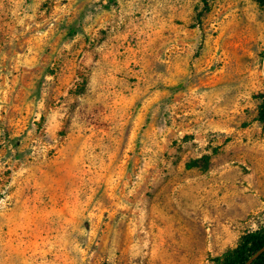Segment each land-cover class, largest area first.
<instances>
[{
	"label": "rangeland",
	"instance_id": "374dc122",
	"mask_svg": "<svg viewBox=\"0 0 264 264\" xmlns=\"http://www.w3.org/2000/svg\"><path fill=\"white\" fill-rule=\"evenodd\" d=\"M0 0V264H214L264 226L256 0Z\"/></svg>",
	"mask_w": 264,
	"mask_h": 264
},
{
	"label": "trees",
	"instance_id": "16d2710c",
	"mask_svg": "<svg viewBox=\"0 0 264 264\" xmlns=\"http://www.w3.org/2000/svg\"><path fill=\"white\" fill-rule=\"evenodd\" d=\"M204 1V9L209 10V0ZM264 8V0H256ZM260 120L264 121V94L260 107ZM264 226L248 232L240 239L239 244L221 256L213 259L214 264H264ZM263 250V251H262ZM262 251V252H261ZM261 252L259 255L258 253ZM258 255V256H257Z\"/></svg>",
	"mask_w": 264,
	"mask_h": 264
},
{
	"label": "water",
	"instance_id": "95a60500",
	"mask_svg": "<svg viewBox=\"0 0 264 264\" xmlns=\"http://www.w3.org/2000/svg\"><path fill=\"white\" fill-rule=\"evenodd\" d=\"M263 250H264V249H263ZM263 250H262V251H263ZM262 251H261V252H262ZM261 252H259L258 255H259ZM258 255H257V256H258Z\"/></svg>",
	"mask_w": 264,
	"mask_h": 264
}]
</instances>
